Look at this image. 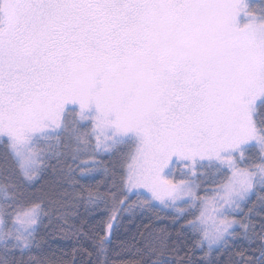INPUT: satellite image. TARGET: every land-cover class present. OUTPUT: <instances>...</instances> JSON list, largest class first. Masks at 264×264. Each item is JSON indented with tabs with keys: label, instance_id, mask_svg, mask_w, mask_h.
<instances>
[{
	"label": "snow or ice",
	"instance_id": "obj_1",
	"mask_svg": "<svg viewBox=\"0 0 264 264\" xmlns=\"http://www.w3.org/2000/svg\"><path fill=\"white\" fill-rule=\"evenodd\" d=\"M0 142L17 167L0 178V264H51L32 255L45 219L110 202L111 230L132 196L190 216L205 264H264V195L248 206L264 192V3L0 0ZM117 151L119 172L97 159ZM97 172L103 192L82 183ZM236 241L260 256L232 259Z\"/></svg>",
	"mask_w": 264,
	"mask_h": 264
},
{
	"label": "trees",
	"instance_id": "obj_2",
	"mask_svg": "<svg viewBox=\"0 0 264 264\" xmlns=\"http://www.w3.org/2000/svg\"><path fill=\"white\" fill-rule=\"evenodd\" d=\"M255 3L259 6L264 3V0H255ZM97 159L103 160L104 165L110 170L115 165L119 172L121 159L119 151L98 156ZM16 171L14 159L7 152L5 144L0 142V178L10 176ZM93 175L94 180L82 181V183H91L101 192L106 190L105 181L111 186V179L103 172ZM50 178L46 175L31 190L37 198L48 188ZM96 182L100 183L97 185ZM262 195L264 192L259 188L255 189V194L251 196L248 206L252 207L254 204L258 206V197ZM133 201L137 203L131 211L117 213L116 220L112 221L111 230L107 228L111 215L110 202L109 210L101 205L100 210L91 213L85 212L83 206L67 209V224L64 220L57 222L54 218L52 226L46 227L49 221L45 219V226L39 229L37 236L40 249L34 248L32 255L36 256L39 251V255L51 264H152V261L158 258L167 260L168 264H205L208 259L204 255L207 247L205 246L203 251L193 247L198 237L190 229L181 227L186 219H191L190 216L173 223L174 212L155 205L153 207L144 205L137 200L136 196H132L129 203ZM46 210L51 211L50 208ZM64 211L61 209L57 215H61ZM253 222L258 226L260 217L254 215ZM60 225L64 227L61 228ZM160 229L167 230V235L164 237L167 246L163 248L160 242ZM101 236L106 237L105 252L102 255L98 254L96 246V241ZM235 243L239 247L232 250V259H239L235 253L240 251H243L246 258L252 260L260 256L258 242L249 244L247 241H236ZM160 251H163V256H159ZM17 256L19 257V252ZM211 259L214 264H227L229 256L214 253Z\"/></svg>",
	"mask_w": 264,
	"mask_h": 264
},
{
	"label": "rangeland",
	"instance_id": "obj_3",
	"mask_svg": "<svg viewBox=\"0 0 264 264\" xmlns=\"http://www.w3.org/2000/svg\"><path fill=\"white\" fill-rule=\"evenodd\" d=\"M170 178H173V179H179V178H180V174H179V172H174L173 177H170ZM153 205H155V206H157V207H159V208H162V209H166V210L172 211V212L175 213V210H174V209L163 208V207L159 204V202H157V201H153ZM179 206L182 207L183 205H179ZM205 246H206V245H205ZM206 247H207V246H206Z\"/></svg>",
	"mask_w": 264,
	"mask_h": 264
}]
</instances>
